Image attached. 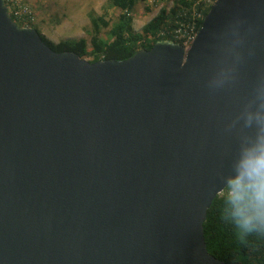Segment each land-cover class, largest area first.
Masks as SVG:
<instances>
[{
    "label": "water",
    "instance_id": "obj_1",
    "mask_svg": "<svg viewBox=\"0 0 264 264\" xmlns=\"http://www.w3.org/2000/svg\"><path fill=\"white\" fill-rule=\"evenodd\" d=\"M260 86L264 0H215L187 50L95 62L0 0V264H225L203 224Z\"/></svg>",
    "mask_w": 264,
    "mask_h": 264
},
{
    "label": "trees",
    "instance_id": "obj_2",
    "mask_svg": "<svg viewBox=\"0 0 264 264\" xmlns=\"http://www.w3.org/2000/svg\"><path fill=\"white\" fill-rule=\"evenodd\" d=\"M137 2L138 0H107L105 10L116 9L119 14L112 24L103 16L92 19L94 36L90 50L84 40L60 41L55 44L35 27H30L37 30L45 44L55 52H73L90 62L112 59L119 61L130 58L138 50H149L159 40L182 44L181 40L170 35L158 37V33L168 27L185 25L191 20L193 13L202 12V18L196 22L198 31L209 11L202 8V0H176L170 12L161 10L140 32H135L132 28L131 13ZM100 27L109 28L108 41L97 39L96 34L99 33ZM227 189L228 186L213 200L207 210L203 224L207 252L225 264H264V233L249 235L243 241L239 238L229 215Z\"/></svg>",
    "mask_w": 264,
    "mask_h": 264
},
{
    "label": "clouds",
    "instance_id": "obj_3",
    "mask_svg": "<svg viewBox=\"0 0 264 264\" xmlns=\"http://www.w3.org/2000/svg\"><path fill=\"white\" fill-rule=\"evenodd\" d=\"M227 76L214 83L223 85ZM250 135L242 139L227 189L229 215L239 238L264 233V86L258 87L240 116Z\"/></svg>",
    "mask_w": 264,
    "mask_h": 264
},
{
    "label": "rangeland",
    "instance_id": "obj_4",
    "mask_svg": "<svg viewBox=\"0 0 264 264\" xmlns=\"http://www.w3.org/2000/svg\"><path fill=\"white\" fill-rule=\"evenodd\" d=\"M34 15L32 24L45 38L53 43L79 41L91 49L94 36L92 19L105 17L110 24L116 21L119 11L107 9V0H23ZM176 0H138L132 10V28L140 32L161 10L170 12ZM105 13V14H104ZM109 28L100 27L98 40H109Z\"/></svg>",
    "mask_w": 264,
    "mask_h": 264
},
{
    "label": "built area",
    "instance_id": "obj_5",
    "mask_svg": "<svg viewBox=\"0 0 264 264\" xmlns=\"http://www.w3.org/2000/svg\"><path fill=\"white\" fill-rule=\"evenodd\" d=\"M213 3L214 0H202V8H204V10L210 9ZM5 5L7 7L8 14L11 16L12 20L17 24V26L30 27V25L34 23L35 15L31 7L23 0H6ZM202 16V12L197 14L193 13L191 20L187 24H182L177 28L168 27L162 29L158 33V37L170 35L176 39H179L181 40L185 50H187L196 38L198 32L196 22L197 20H200Z\"/></svg>",
    "mask_w": 264,
    "mask_h": 264
}]
</instances>
